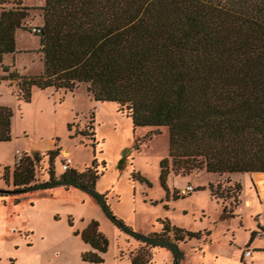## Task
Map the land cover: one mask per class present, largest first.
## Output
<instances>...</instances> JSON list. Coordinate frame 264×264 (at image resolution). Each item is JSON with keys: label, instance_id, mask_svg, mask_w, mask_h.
Wrapping results in <instances>:
<instances>
[{"label": "trees", "instance_id": "obj_1", "mask_svg": "<svg viewBox=\"0 0 264 264\" xmlns=\"http://www.w3.org/2000/svg\"><path fill=\"white\" fill-rule=\"evenodd\" d=\"M15 3L0 8V81L14 83L17 100L29 102L32 88L72 91L84 84L93 101L114 103L132 127H166L167 157L158 164L164 189L169 171L264 172V0H44L41 23L32 32L41 62L36 74L1 63L16 51L15 32L28 14L20 0ZM12 116L0 105V142L11 138ZM58 151H45L47 177L40 181L34 169L38 151L23 153L11 168L4 165L0 178L12 188H0V196L14 195L17 202L29 191L80 188L120 232L140 243L128 254L130 264L148 263L154 247L167 249L171 264H180L178 243L198 239L200 231L171 225L165 217L158 219V231L133 230L94 191L95 158L82 170L67 166L56 175ZM206 188L216 201L235 199L240 191L238 182H208ZM73 235L88 246L81 261L102 262L107 240L96 220Z\"/></svg>", "mask_w": 264, "mask_h": 264}, {"label": "rangeland", "instance_id": "obj_2", "mask_svg": "<svg viewBox=\"0 0 264 264\" xmlns=\"http://www.w3.org/2000/svg\"><path fill=\"white\" fill-rule=\"evenodd\" d=\"M43 2L20 0L19 6H26L28 14L23 29L15 32L16 51L1 60L22 74H36L41 69L35 52L38 37L31 27L41 23L38 7ZM13 6L15 0L0 4V8ZM15 91L14 83L0 81V105L13 112L11 138L0 142V175L4 165L11 168L16 161V150L20 155L41 154L34 167L38 181L47 177L44 153L48 149L59 148L53 159L56 175L64 164L82 170L95 158L99 176L94 191L102 194L111 213L133 230L143 234L158 231V219L165 217L171 225L201 232L198 239L178 243L183 251L180 264H264L261 175L233 172L218 176L204 170L180 175L169 171L165 190L159 183L158 164L167 157L166 127H132L114 103L93 101L84 84L72 91L32 88L29 102L17 100ZM217 181L221 187L238 182L236 198L213 199L206 184ZM187 183L193 190L180 193ZM0 188L12 186L0 178ZM14 197L0 196V264H130L129 252L140 246L120 232L96 200L80 188L54 186L22 193L17 202ZM91 219L98 222V230L107 240L100 263L81 261L80 253L88 246L73 235ZM252 230L256 234L245 247ZM245 249L250 251L248 255H243ZM148 252L146 264H171L167 249L154 247Z\"/></svg>", "mask_w": 264, "mask_h": 264}, {"label": "built area", "instance_id": "obj_3", "mask_svg": "<svg viewBox=\"0 0 264 264\" xmlns=\"http://www.w3.org/2000/svg\"><path fill=\"white\" fill-rule=\"evenodd\" d=\"M36 31H38V27L37 26H33V27H31V32H36ZM14 156H16L15 158H16V160H18L19 159V157L21 156L20 155V153L16 150L15 152H14ZM67 167V165L66 164H64V165H62V169H65ZM193 190V186L191 185V184H185L182 188H181V190H180V193H182V194H187V193H189L190 191H192ZM250 253V251L248 250V249H245L244 251H243V255H248Z\"/></svg>", "mask_w": 264, "mask_h": 264}, {"label": "bare ground", "instance_id": "obj_4", "mask_svg": "<svg viewBox=\"0 0 264 264\" xmlns=\"http://www.w3.org/2000/svg\"><path fill=\"white\" fill-rule=\"evenodd\" d=\"M258 174H261L262 177H260V187H263V184H264V173H258Z\"/></svg>", "mask_w": 264, "mask_h": 264}, {"label": "water", "instance_id": "obj_5", "mask_svg": "<svg viewBox=\"0 0 264 264\" xmlns=\"http://www.w3.org/2000/svg\"><path fill=\"white\" fill-rule=\"evenodd\" d=\"M260 173H264V172H260Z\"/></svg>", "mask_w": 264, "mask_h": 264}, {"label": "crops", "instance_id": "obj_6", "mask_svg": "<svg viewBox=\"0 0 264 264\" xmlns=\"http://www.w3.org/2000/svg\"><path fill=\"white\" fill-rule=\"evenodd\" d=\"M49 145H50V144H49ZM49 145H48V146H49ZM128 260H129V259H128Z\"/></svg>", "mask_w": 264, "mask_h": 264}]
</instances>
